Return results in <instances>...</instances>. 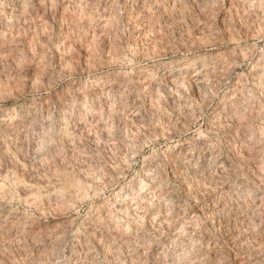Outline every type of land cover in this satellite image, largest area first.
Masks as SVG:
<instances>
[{
  "label": "rangeland",
  "instance_id": "1",
  "mask_svg": "<svg viewBox=\"0 0 264 264\" xmlns=\"http://www.w3.org/2000/svg\"><path fill=\"white\" fill-rule=\"evenodd\" d=\"M259 5L0 0V264H264Z\"/></svg>",
  "mask_w": 264,
  "mask_h": 264
},
{
  "label": "bare ground",
  "instance_id": "2",
  "mask_svg": "<svg viewBox=\"0 0 264 264\" xmlns=\"http://www.w3.org/2000/svg\"><path fill=\"white\" fill-rule=\"evenodd\" d=\"M186 67H187V66H179V67L177 68V70H181V69H184V68L186 69ZM192 76H193V77H196V75H192Z\"/></svg>",
  "mask_w": 264,
  "mask_h": 264
},
{
  "label": "clouds",
  "instance_id": "3",
  "mask_svg": "<svg viewBox=\"0 0 264 264\" xmlns=\"http://www.w3.org/2000/svg\"><path fill=\"white\" fill-rule=\"evenodd\" d=\"M261 8H264V0H260V5Z\"/></svg>",
  "mask_w": 264,
  "mask_h": 264
}]
</instances>
